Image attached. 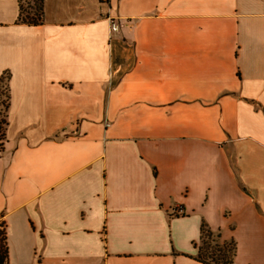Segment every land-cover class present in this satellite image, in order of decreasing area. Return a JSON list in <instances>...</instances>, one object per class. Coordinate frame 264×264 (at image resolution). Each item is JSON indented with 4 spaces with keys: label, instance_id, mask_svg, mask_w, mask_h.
<instances>
[{
    "label": "crops",
    "instance_id": "0c3cea01",
    "mask_svg": "<svg viewBox=\"0 0 264 264\" xmlns=\"http://www.w3.org/2000/svg\"><path fill=\"white\" fill-rule=\"evenodd\" d=\"M19 12L0 0L8 264H203V222L264 264V0Z\"/></svg>",
    "mask_w": 264,
    "mask_h": 264
},
{
    "label": "trees",
    "instance_id": "16d2710c",
    "mask_svg": "<svg viewBox=\"0 0 264 264\" xmlns=\"http://www.w3.org/2000/svg\"><path fill=\"white\" fill-rule=\"evenodd\" d=\"M23 0H19L20 12L18 16L19 23L28 25H39L43 22L44 0H35L34 4L28 3L29 10L24 14ZM4 131L0 134L3 138ZM201 244L198 245V254L196 258L203 264H233L236 254V241L222 240L221 233L213 231L207 223L203 222L201 226ZM8 248L6 245L5 231L0 228V264H8Z\"/></svg>",
    "mask_w": 264,
    "mask_h": 264
},
{
    "label": "rangeland",
    "instance_id": "374dc122",
    "mask_svg": "<svg viewBox=\"0 0 264 264\" xmlns=\"http://www.w3.org/2000/svg\"><path fill=\"white\" fill-rule=\"evenodd\" d=\"M35 0H23L22 4L24 6V14L26 15L28 10H29V6L28 3L30 4V2L32 4H34ZM5 83H3L1 85V87L3 86V88H0V104H1V110H0V134L4 131V126H5V110L7 107V95H6V91L4 90ZM201 244V242H200Z\"/></svg>",
    "mask_w": 264,
    "mask_h": 264
},
{
    "label": "built area",
    "instance_id": "2783aa9c",
    "mask_svg": "<svg viewBox=\"0 0 264 264\" xmlns=\"http://www.w3.org/2000/svg\"><path fill=\"white\" fill-rule=\"evenodd\" d=\"M109 22V28H110V35H114L120 30V22L119 19L116 16L109 15L107 17ZM2 138L0 137V144H1Z\"/></svg>",
    "mask_w": 264,
    "mask_h": 264
}]
</instances>
